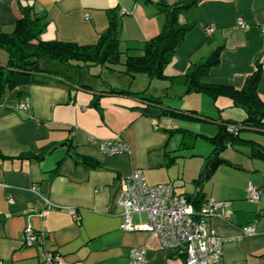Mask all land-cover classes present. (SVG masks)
Masks as SVG:
<instances>
[{"label":"crops","instance_id":"obj_1","mask_svg":"<svg viewBox=\"0 0 264 264\" xmlns=\"http://www.w3.org/2000/svg\"><path fill=\"white\" fill-rule=\"evenodd\" d=\"M18 1L27 2L34 13L46 15L42 41L81 46L96 43L113 11L123 53L120 63L126 54L139 55L141 43L157 35L163 23L153 6L142 0H0L3 33L13 31L19 16ZM180 20L195 26L165 68L166 76L184 72L188 63H202L221 47L219 64L201 82L239 89L253 72L255 60L264 58V0H205L182 14ZM43 67L57 75L45 84L20 89L29 102L27 111L15 110L14 93L7 94L0 104V154L4 157L0 159L1 264H43L41 249L22 244L25 227L44 232L45 246L64 264H129L130 251L139 246L145 248V264H184L182 254L162 249L155 236L120 231V181L139 169L148 185L169 183L175 195H195L198 190L192 181L212 148L200 145L189 151L194 146L188 139L212 137L217 128L215 119H239L241 115L228 107L187 110V104L195 99L186 98L201 95L185 94L184 87L169 86L143 74L126 76L120 65L112 66L113 71L67 69L51 62H44ZM262 71L257 85L260 98L264 96ZM110 88L144 91L146 98L160 99L162 107L200 116L186 114L194 117L186 120L148 116L142 108L155 111L156 105L105 94ZM94 101L99 110L92 107ZM180 123L202 129L190 130ZM206 126L213 132L205 130ZM175 129L184 132L171 133ZM244 134L242 139L260 144ZM116 137L126 142L129 153L102 154L98 144ZM27 154L36 158H19ZM249 154L245 147L226 148L221 156L237 168L219 167L199 190L203 201L229 203L222 215L211 219L217 235L227 240L217 264H264V162L249 158ZM81 158L95 165L88 168ZM249 184L261 192L257 202L247 199ZM44 199L55 208L40 216ZM247 225L254 226L255 234L240 237V229Z\"/></svg>","mask_w":264,"mask_h":264},{"label":"trees","instance_id":"obj_2","mask_svg":"<svg viewBox=\"0 0 264 264\" xmlns=\"http://www.w3.org/2000/svg\"><path fill=\"white\" fill-rule=\"evenodd\" d=\"M205 0H177L168 4L167 0L150 2L142 0L144 4L153 6L155 13L163 17L162 26L154 37L141 43L139 55H125L123 63L120 57L123 54L119 50L121 42L119 38V24L116 15L110 11L108 24L96 40L89 46H81L75 43L59 41H42L38 36L46 26V15L34 13L33 8L27 2L18 1L19 16L15 19L13 31L9 34L0 31V104L9 93H14L16 102L26 96L21 88L45 84L46 79L55 77L53 73L43 67L44 62L55 63L67 69L82 68H107L120 65L122 74L132 77L136 74L146 75L149 79L166 81L169 86L184 87L185 94L204 95L212 101L223 99L228 102V110L239 113V119H221L214 121L217 124L216 133L212 137L197 136L206 141L212 148L211 153L203 159L198 177L192 181L198 192L193 196H185L187 202L193 205L197 211L203 201L199 192L215 171L221 166L237 168L221 155L226 148L237 149L245 147L250 150L249 158L264 162V145L254 143L241 138L246 132H255L264 135V101L257 93V85L262 77L261 61L256 59L254 70L244 79L241 88L237 89L227 85L204 84L202 78L208 76L209 71L219 64L221 47L212 51L208 58L200 64L188 63L184 72L166 76L165 68L171 63L174 54L183 42L184 36L195 26L194 23L181 22V16L185 12L200 6ZM125 54V53H124ZM44 80V81H42ZM66 81V79H63ZM108 95H121L145 100L156 105L155 111L142 108L143 114L159 117L165 116L173 119H194L192 116H200L193 111L178 112L172 108L162 107L160 99L146 98L145 92L132 93L127 89L110 88ZM92 107L98 109L96 101ZM158 110H160L158 112ZM221 112V110H218ZM192 115V116H187ZM196 119V118H195ZM184 132L175 129L171 133ZM194 138V137H193ZM196 138V137H195ZM34 159L31 155L19 157ZM0 159L4 157L0 154ZM80 162L90 168L95 164L86 158ZM56 169L51 173L55 174Z\"/></svg>","mask_w":264,"mask_h":264},{"label":"built area","instance_id":"obj_3","mask_svg":"<svg viewBox=\"0 0 264 264\" xmlns=\"http://www.w3.org/2000/svg\"><path fill=\"white\" fill-rule=\"evenodd\" d=\"M237 24L244 27L240 20ZM261 68L264 70V58ZM28 107V99L24 97L16 104L15 110L25 112ZM98 149L107 157L129 153L128 145L120 137L101 141ZM246 194L250 202H257L261 192L249 184ZM117 204L121 208L120 231L155 236L162 249L182 254L184 264H217L221 261L223 245L227 240L217 235L211 226V219L224 213L229 206L227 201L205 200L196 211L185 196L175 195L171 184L148 185L141 170L135 169L121 179ZM54 208L44 199L39 215L43 216ZM68 213L74 215L73 210ZM254 234L253 225L244 226L239 231L240 237ZM21 240L24 247L41 249L43 264H64L56 252L45 246L44 232L25 227ZM129 264H145L143 246L130 251Z\"/></svg>","mask_w":264,"mask_h":264},{"label":"rangeland","instance_id":"obj_4","mask_svg":"<svg viewBox=\"0 0 264 264\" xmlns=\"http://www.w3.org/2000/svg\"><path fill=\"white\" fill-rule=\"evenodd\" d=\"M38 39L41 40L40 35L38 36ZM190 97H192V98H186V99H195V102L194 101L189 102L187 104V110H197L195 108H198V107H227L228 106V102L226 100H223V99H218L217 101H212L211 99H209L208 97H206L204 95L190 96ZM193 97H195V98H193ZM197 99H200L202 102H199ZM261 99L264 101L263 95L261 96ZM182 102L184 103V101H182ZM180 124H181V126H184V127L187 126V128H189L190 130L202 129V128H199V126L196 127V126H192V125L188 126V125L182 124V123H180ZM206 127L204 128L205 130L211 129V128H209V126H206ZM211 130H212L211 132H213L214 129H211ZM244 137L251 139V140H254V141L264 145V135L263 134L249 132V133H245ZM188 140H189L188 143L191 142L190 144L191 145L193 144V146H194L192 149H189V151H194L196 149V147H199L200 145L203 147H210V145L206 141H204L203 139H200V138H197V139L195 138L193 141L190 139H188ZM185 141H187V138Z\"/></svg>","mask_w":264,"mask_h":264}]
</instances>
